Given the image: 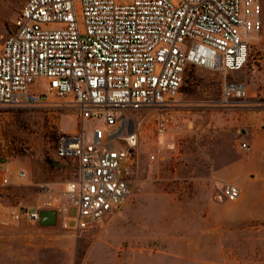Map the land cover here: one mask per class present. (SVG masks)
<instances>
[{
  "label": "rangeland",
  "instance_id": "obj_1",
  "mask_svg": "<svg viewBox=\"0 0 264 264\" xmlns=\"http://www.w3.org/2000/svg\"><path fill=\"white\" fill-rule=\"evenodd\" d=\"M25 2L0 0V34ZM249 42L243 69L188 67L167 105L120 112L139 133L130 194L94 228L65 225L76 165L57 156V143L109 130L82 120L45 82L35 87L43 106L0 105V264H264V9ZM225 83L244 84L246 96L224 100ZM251 133L255 145L242 148ZM236 183L237 200L221 197ZM44 209L57 212L55 225L29 219Z\"/></svg>",
  "mask_w": 264,
  "mask_h": 264
},
{
  "label": "built area",
  "instance_id": "obj_2",
  "mask_svg": "<svg viewBox=\"0 0 264 264\" xmlns=\"http://www.w3.org/2000/svg\"><path fill=\"white\" fill-rule=\"evenodd\" d=\"M263 6V0H26L0 34V105L43 106L45 93L35 87L45 82L82 120H100L109 130L58 138L57 156L76 165L65 225L97 227L130 194L139 133L120 112L167 105L188 67L243 69L249 39L263 27ZM245 96L244 84H224V100ZM240 196L227 184L221 197ZM39 218L37 210L29 214Z\"/></svg>",
  "mask_w": 264,
  "mask_h": 264
},
{
  "label": "water",
  "instance_id": "obj_3",
  "mask_svg": "<svg viewBox=\"0 0 264 264\" xmlns=\"http://www.w3.org/2000/svg\"><path fill=\"white\" fill-rule=\"evenodd\" d=\"M70 215H74V209L70 210ZM39 220L38 223L41 226H52L57 222V212L55 210L44 209L39 211Z\"/></svg>",
  "mask_w": 264,
  "mask_h": 264
},
{
  "label": "crops",
  "instance_id": "obj_4",
  "mask_svg": "<svg viewBox=\"0 0 264 264\" xmlns=\"http://www.w3.org/2000/svg\"><path fill=\"white\" fill-rule=\"evenodd\" d=\"M257 137H258V133H251L250 135H249V137H248V146H249V148L248 149H250L253 145H255V142H256V140H257ZM251 176V175H250ZM236 184H238V183H236ZM236 184H234V185H236ZM236 186H238L239 188L241 187V188H243L241 185H236ZM240 188V189H241ZM244 189V188H243ZM241 193H242V189H241ZM247 202L244 200L243 201V204H246ZM109 224V223H108ZM97 264H109L108 263V260H105V259H98L97 260Z\"/></svg>",
  "mask_w": 264,
  "mask_h": 264
}]
</instances>
